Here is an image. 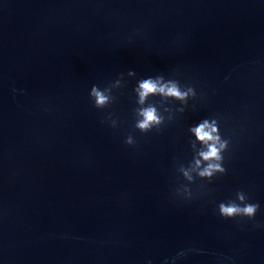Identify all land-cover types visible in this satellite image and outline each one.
I'll list each match as a JSON object with an SVG mask.
<instances>
[{
  "label": "water",
  "instance_id": "obj_1",
  "mask_svg": "<svg viewBox=\"0 0 264 264\" xmlns=\"http://www.w3.org/2000/svg\"><path fill=\"white\" fill-rule=\"evenodd\" d=\"M0 264H264V0H0Z\"/></svg>",
  "mask_w": 264,
  "mask_h": 264
},
{
  "label": "clouds",
  "instance_id": "obj_2",
  "mask_svg": "<svg viewBox=\"0 0 264 264\" xmlns=\"http://www.w3.org/2000/svg\"><path fill=\"white\" fill-rule=\"evenodd\" d=\"M160 80H162V78H158L157 80L148 78L140 82L139 96L141 98V103H143L144 99L151 94H162L171 98L185 100L189 92H193L191 88L188 92L181 91L179 85L174 81L161 83ZM92 95L95 97L98 106H102L107 102L108 98L101 91L97 90L96 87H93ZM140 116L142 119L137 121L136 128L142 132H147L151 130L153 125H158L160 123V117L157 115L155 107L150 106L142 109ZM193 131L198 140L207 146V151L199 153L202 160L208 162L207 166L203 168L199 175L201 177L211 178L216 172L224 174L226 169L221 163L224 158L220 153L226 147V142L219 143L220 138L216 135L217 128L215 126V121H213L212 124H209V122L205 120L203 123L194 128ZM125 142L128 145H132V137L129 136ZM217 143H219V147H217ZM200 163V160L196 161L197 166H199ZM187 175L188 173L185 172V176ZM236 195L240 201L243 202L246 200V195L242 191L237 192ZM259 207V204L249 203L247 200V202L243 204V207L235 202H230L228 204L221 203L219 205V210L221 216L224 218L247 217L249 220H252L259 210Z\"/></svg>",
  "mask_w": 264,
  "mask_h": 264
}]
</instances>
